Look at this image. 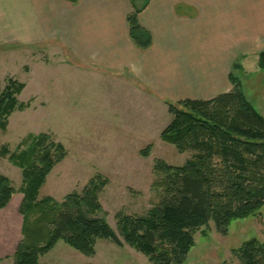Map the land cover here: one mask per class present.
Returning <instances> with one entry per match:
<instances>
[{"label": "trees", "instance_id": "1", "mask_svg": "<svg viewBox=\"0 0 264 264\" xmlns=\"http://www.w3.org/2000/svg\"><path fill=\"white\" fill-rule=\"evenodd\" d=\"M140 12L133 9L127 21L131 39L147 49L152 35L140 23ZM258 65L264 68V52ZM230 80L233 88L211 99L166 101L172 120L161 132L162 140L179 152L194 154L181 166L158 160L154 170L160 176L154 184L160 201L146 215H117L123 240L97 216L98 194L108 182L101 175L62 201L39 197L47 175L66 155L65 146L51 133L29 134L14 152L3 147L1 154L9 155L23 174L18 190L24 195L19 206L23 239L13 255L14 264H41L40 257L59 240L90 255L99 238L120 246L127 243L147 255L151 264H181L194 245L195 230L212 221L226 232L232 220L256 212L264 205V116L246 98L240 79L230 74ZM24 87L9 79L0 92L1 131L14 111L29 106L18 100ZM149 152L150 145L142 154ZM16 193L11 180L0 172V210ZM236 255L238 263L221 264H264V242L247 240Z\"/></svg>", "mask_w": 264, "mask_h": 264}, {"label": "rangeland", "instance_id": "2", "mask_svg": "<svg viewBox=\"0 0 264 264\" xmlns=\"http://www.w3.org/2000/svg\"><path fill=\"white\" fill-rule=\"evenodd\" d=\"M58 61L59 56L49 51L36 53L32 59L24 52L0 56V92L9 79L24 83L18 100L29 104L14 111L6 130H0V172L17 189L9 205L0 210V264H14L13 255L23 239L19 206L24 195L18 191L23 182L22 169L11 162L9 155L1 154L3 147L14 152L29 134L51 133L65 146L66 155L47 175L39 197L62 201L101 175L108 182L98 194L101 210L97 216L105 219L122 240L117 215H146L160 201V190L154 184L160 176L154 170L158 160L181 166L194 154L193 150L179 152L175 145L162 140L161 132L172 120L166 108L137 109L109 100L106 104L103 95L93 96L90 74L74 73L57 65ZM234 74L240 79L246 98L264 116V68L252 56ZM149 145V155L145 156L142 151ZM193 237L194 245L181 264L238 263L236 251L245 241L264 242V205L250 215L232 220L226 232L219 231L211 221L195 230ZM39 261L151 264L147 255L129 244L123 242L120 246L102 238L95 241L90 255L59 240Z\"/></svg>", "mask_w": 264, "mask_h": 264}, {"label": "crops", "instance_id": "3", "mask_svg": "<svg viewBox=\"0 0 264 264\" xmlns=\"http://www.w3.org/2000/svg\"><path fill=\"white\" fill-rule=\"evenodd\" d=\"M135 8L152 35L147 49L130 36ZM44 51L90 74L106 104L168 110L166 101L230 91V74L252 56L258 63L264 0H0V56Z\"/></svg>", "mask_w": 264, "mask_h": 264}]
</instances>
